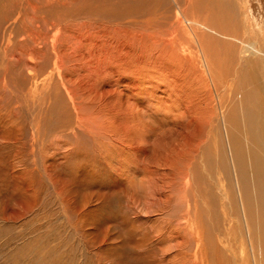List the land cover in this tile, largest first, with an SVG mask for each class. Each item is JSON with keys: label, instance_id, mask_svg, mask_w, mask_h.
I'll use <instances>...</instances> for the list:
<instances>
[{"label": "rangeland", "instance_id": "374dc122", "mask_svg": "<svg viewBox=\"0 0 264 264\" xmlns=\"http://www.w3.org/2000/svg\"><path fill=\"white\" fill-rule=\"evenodd\" d=\"M67 24L107 69L56 59ZM249 41L264 50V0H0V264H264L222 171L228 113L247 174L250 149L264 162Z\"/></svg>", "mask_w": 264, "mask_h": 264}, {"label": "bare ground", "instance_id": "6f19581e", "mask_svg": "<svg viewBox=\"0 0 264 264\" xmlns=\"http://www.w3.org/2000/svg\"><path fill=\"white\" fill-rule=\"evenodd\" d=\"M20 1V0H19ZM52 1V0H51ZM17 2V1H16ZM38 2V1H37ZM21 3V2H20ZM30 3V2H29ZM67 3V2H65ZM17 5V3H15ZM42 4V3H41ZM51 4V3H50ZM64 5V4H63ZM66 5V4H65ZM178 5V4H177ZM39 6V5H38ZM51 6V5H50ZM18 7V6H17ZM16 7V8H17ZM30 7V6H29ZM33 7V6H32ZM41 7V6H40ZM36 8V5H35ZM12 12V11H11ZM26 12V11H25ZM34 12L36 13V11H33L32 9V14H34ZM5 13V12H4ZM7 13V12H6ZM31 14V13H30ZM8 16V15H7ZM35 16V15H33ZM6 17V15H5ZM36 17V16H35ZM39 16H37L38 18ZM41 17V16H40ZM8 18V17H7ZM26 18V17H25ZM23 18V19H25ZM30 18V17H29ZM32 18V17H31ZM39 19V18H38ZM37 19V20H38ZM46 19V18H45ZM29 21V19H27ZM64 20V19H63ZM26 21V20H25ZM32 22V20H30ZM35 21V18H34ZM61 22V20H59ZM57 22V21H56ZM59 22V23H60ZM65 22V21H63ZM190 22V21H189ZM34 24V22H32ZM40 24V23H39ZM49 24V23H48ZM52 24V23H51ZM54 24V23H53ZM52 24V25H53ZM62 24V23H61ZM74 24V23H72ZM57 25V24H56ZM55 25V26H56ZM86 25V24H85ZM58 26V25H57ZM75 26V25H74ZM84 26V25H83ZM83 26H81L80 28H76L78 31H74V29L72 27H70L68 24L63 27V26H59L56 29L55 33L53 34V39L52 41H56L57 39H61V47L59 48H55L53 47V51L55 54L56 59H60L63 56H71L72 54H74L75 52L77 53L79 50H81V52L87 51L88 54L90 53L92 59L87 61L86 65L91 68L92 66H96V72L99 71L97 70L99 67L104 66L105 69H107V67L105 66V64L107 63V59L105 61V59L103 58L102 52L103 54H105V56L107 57L110 53H104L103 47L101 49V47L99 46L98 49L93 50V42H92V48H89V46L91 45V43H88V40L90 39V30H87V33L82 32V30L84 29ZM206 26V25H205ZM41 27V26H38ZM42 28V27H41ZM53 29V26H52ZM51 29V30H52ZM206 28H204L205 30ZM212 29V28H211ZM33 32H35L34 29H32ZM50 30V29H48ZM85 30V29H84ZM93 30V27H92ZM149 29L147 28V31ZM201 30V29H200ZM210 30V29H209ZM213 30V29H212ZM28 31V30H27ZM216 31V30H215ZM107 32V31H106ZM149 32V31H148ZM212 32V31H211ZM214 32V31H213ZM217 32V31H216ZM215 32V33H216ZM151 33V32H150ZM175 33V32H174ZM49 34V33H47ZM220 34V33H219ZM30 35V34H29ZM152 35V33L150 34ZM32 36V35H31ZM37 36L41 37L40 35H34L32 37H36L35 39H37ZM161 36V35H160ZM160 36H158V40H159V44L162 46V52H161V56L164 55V51L166 49H169V47L171 49H174V42L171 41V39H167V38H163L162 40H160ZM175 36V35H174ZM199 35H196L195 37H197ZM173 37V36H172ZM25 38V37H24ZM42 38V37H41ZM44 38V37H43ZM78 38L80 39V42H78ZM207 38V37H206ZM46 39V37H45ZM50 40V38H47ZM100 39V38H99ZM155 39V38H154ZM174 39V38H173ZM172 39V40H173ZM178 39V38H176ZM180 39V38H179ZM48 40V41H49ZM75 40L78 42V44L75 42ZM211 40V39H210ZM215 40V39H214ZM23 41V39H22ZM36 42H38V40H35ZM60 41V40H59ZM84 41H87V43L85 44ZM100 41V40H99ZM197 41L199 44V48L201 50H205L203 49V45L207 46V44L204 43L202 36L197 37ZM158 43V41H156ZM103 43L105 44L106 41L103 40ZM155 43V42H154ZM176 43V42H175ZM182 43V41H181ZM244 46L243 49L244 51H242V54L240 56L241 61L245 63L246 68L248 69L247 71V76L250 78L249 80L252 82L251 86L254 84V87L252 89H250V95L255 96L256 98H258V105L260 108V111L256 112L249 107L248 105V115L250 120H252V125L253 123H255V128H254V132L257 131L258 129L260 130H264V124L261 123L264 122V74L263 73H259L258 70V65H259V61H263L264 63V50H262L261 48H259L255 43L249 41V42H244ZM55 44V43H54ZM53 44V45H54ZM156 44V43H155ZM38 45V43H37ZM157 45V44H156ZM177 45V43H176ZM181 45V44H180ZM209 45V44H208ZM55 46V45H54ZM88 47V48H87ZM49 48V47H48ZM95 48V46H94ZM177 48V47H176ZM205 48V47H204ZM57 50V52L55 51ZM14 51V50H13ZM156 51V50H155ZM36 52V51H35ZM172 52V51H171ZM48 53V52H47ZM203 58L204 59H209L208 57V52L207 53H202ZM36 55V54H35ZM194 55V54H193ZM29 56V55H28ZM171 56V55H170ZM169 56V57H170ZM176 56V55H175ZM174 56V58H175ZM205 56V57H204ZM173 57V56H172ZM189 57V56H188ZM193 57V56H191ZM89 58V57H88ZM112 56H109L108 61H110V59L112 60ZM28 59V58H27ZM75 59V58H74ZM177 59V58H175ZM211 60V59H210ZM214 60V59H213ZM29 61V60H28ZM63 61V60H62ZM207 61V60H205ZM36 62V60H35ZM203 62V61H202ZM194 63V62H193ZM206 63V62H205ZM196 64V62H195ZM194 64V65H195ZM176 66V65H175ZM92 67V68H93ZM109 68V67H108ZM195 67H193L194 69ZM8 69V68H6ZM199 69V68H198ZM92 70V69H91ZM95 70V69H94ZM7 71V70H6ZM205 70H203L202 72V77L206 78V74L204 72ZM199 72V70H198ZM193 73V72H192ZM201 73V72H200ZM207 73L209 75V78L211 80V82H213V88L216 92V89H218V85L219 82H221V79L225 78L226 74L224 75V77H220L223 73H226V71H224L223 73H220L219 71L215 70V68L212 65V62H210L209 60L207 61ZM229 77V76H228ZM222 80V81H223ZM224 83V82H223ZM222 84V83H221ZM231 84V83H230ZM229 87V85H227ZM227 87V88H228ZM226 90V88H225ZM227 91V90H226ZM207 92V91H206ZM212 92V91H211ZM208 93V92H207ZM227 94V92H225ZM223 94V93H222ZM223 94V95H226ZM229 94V93H228ZM179 95V94H178ZM248 95V94H247ZM221 97V95L219 96ZM233 99V98H232ZM185 101V99H183ZM183 100H181L183 102ZM220 100V99H219ZM234 102V101H233ZM246 103V102H245ZM247 104V103H246ZM245 108V106H244ZM246 109V108H245ZM244 110V109H243ZM234 113H232L231 115H233ZM228 113V118L224 121V127H225V140L223 143V146H226V148L228 149L229 153H230V162H231V167H229V163L227 166H225V169L223 171L224 174H226L227 176V180L229 183V187L236 188V192H237V198L236 201L238 202L237 206L239 207L240 210H238V207H236V213H233V215H231L230 213V209L233 207L232 203H231V199H230V195H228L226 192L229 190L227 188H224L222 192V196L223 199L226 200V202L224 203V201L222 203H224L226 206H228L227 208L229 209V211L227 210L226 215H241L242 220L244 225H246V229H247V233H249L251 231V227L253 226V229H257L258 231L256 232V238H253L252 240L254 241V243L256 244V242L261 243L260 245H262V247H260V252L262 253V258L264 259V162L262 160V157L255 155V150L250 149V154H251V164H250V173L247 174L246 170H245V159L243 156V149H242V145L239 143V141L236 139L235 135H234V126L231 124V116ZM235 115V114H234ZM235 118V116H234ZM237 118V117H236ZM214 119V118H213ZM209 120V119H208ZM236 121V120H235ZM245 121V120H243ZM249 121V120H248ZM259 121V122H258ZM247 122V121H246ZM250 123V121H249ZM242 124V123H241ZM240 124V125H241ZM246 124V123H244ZM248 124V123H247ZM213 125V123H212ZM251 125V123H250ZM236 126V125H235ZM247 126V125H246ZM251 128V127H250ZM253 128V127H252ZM250 131V130H249ZM236 133V132H235ZM261 135V134H260ZM261 137V136H260ZM223 139V137H222ZM263 140V139H262ZM203 141V140H202ZM260 142V140H259ZM201 143V142H200ZM262 145H264L263 143H261ZM260 144V145H261ZM264 147V146H263ZM225 157V156H224ZM223 159H226V157ZM205 158V157H204ZM194 161V160H193ZM220 178H217V182H215V185H219V189L221 188L220 186V182L218 181ZM233 183V185H232ZM223 187V186H222ZM222 189V188H221ZM235 192V193H236ZM232 198V197H231ZM222 200V199H221ZM228 201V202H227ZM224 207V205H223ZM225 208V207H224ZM256 212V220L253 221V213ZM255 214V213H254ZM239 220V219H238ZM229 221H232V219H229ZM233 223H230V225H232ZM231 227V226H230ZM249 235V234H248ZM251 235V234H250ZM252 236H250L251 238ZM198 239L200 240V237H198ZM251 240V239H250ZM252 243V242H251ZM258 246L255 245V247ZM252 245V249L255 248ZM252 254V253H251ZM255 262L257 263L256 259H254Z\"/></svg>", "mask_w": 264, "mask_h": 264}]
</instances>
